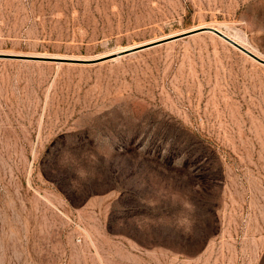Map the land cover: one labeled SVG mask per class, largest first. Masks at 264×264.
<instances>
[{"label":"rangeland","instance_id":"rangeland-1","mask_svg":"<svg viewBox=\"0 0 264 264\" xmlns=\"http://www.w3.org/2000/svg\"><path fill=\"white\" fill-rule=\"evenodd\" d=\"M204 27L264 59V0H0V264H264V65L150 46Z\"/></svg>","mask_w":264,"mask_h":264},{"label":"water","instance_id":"water-1","mask_svg":"<svg viewBox=\"0 0 264 264\" xmlns=\"http://www.w3.org/2000/svg\"><path fill=\"white\" fill-rule=\"evenodd\" d=\"M199 32H209V33H212V34L216 35L217 37H219L220 39H222L223 41H225L226 43H228L232 47L236 48L240 52L244 53L245 55H247L251 59L255 60L256 62H258V63H260L262 65H264V59H260L259 57L254 55L252 52H250L249 50H247L246 48H244L243 46H241L240 44H238L234 40H232L229 37H227L225 34L220 32L218 29L212 28V27H204L203 29H198V30H195V31H188V32L182 33L180 35H176L174 37H171L170 39H166L164 41H160L158 43H154V44H152L150 46L157 45V44L163 43L165 41L176 40V39L188 37L190 35H194V34H197ZM142 48L143 47H139V48H136V49H131L130 51H125V53L134 52V51H137V50L142 49ZM0 57H3V58H24V57H19V56H9V55H1V54H0ZM37 59H39V60H52V59L46 58V57H39Z\"/></svg>","mask_w":264,"mask_h":264},{"label":"bare ground","instance_id":"bare-ground-1","mask_svg":"<svg viewBox=\"0 0 264 264\" xmlns=\"http://www.w3.org/2000/svg\"><path fill=\"white\" fill-rule=\"evenodd\" d=\"M203 29V28H202Z\"/></svg>","mask_w":264,"mask_h":264}]
</instances>
